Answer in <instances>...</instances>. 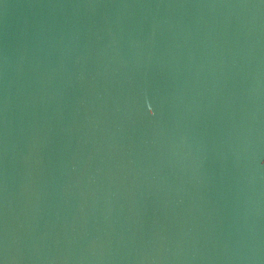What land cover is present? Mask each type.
Returning <instances> with one entry per match:
<instances>
[{
  "label": "water",
  "instance_id": "1",
  "mask_svg": "<svg viewBox=\"0 0 264 264\" xmlns=\"http://www.w3.org/2000/svg\"><path fill=\"white\" fill-rule=\"evenodd\" d=\"M0 264H264V0H0Z\"/></svg>",
  "mask_w": 264,
  "mask_h": 264
}]
</instances>
